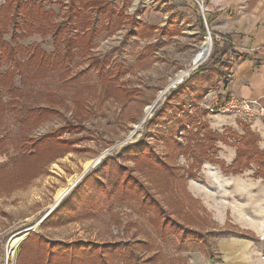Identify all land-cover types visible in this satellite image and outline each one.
Returning a JSON list of instances; mask_svg holds the SVG:
<instances>
[{"label":"rangeland","instance_id":"374dc122","mask_svg":"<svg viewBox=\"0 0 264 264\" xmlns=\"http://www.w3.org/2000/svg\"><path fill=\"white\" fill-rule=\"evenodd\" d=\"M21 1L0 10V264H264L260 114L207 108L231 62L196 2Z\"/></svg>","mask_w":264,"mask_h":264},{"label":"crops","instance_id":"0c3cea01","mask_svg":"<svg viewBox=\"0 0 264 264\" xmlns=\"http://www.w3.org/2000/svg\"><path fill=\"white\" fill-rule=\"evenodd\" d=\"M207 4V21L217 38L215 57L229 55L231 62L225 81L219 83V98L231 93L258 100L264 107V0H207ZM252 126L264 138V115L257 116Z\"/></svg>","mask_w":264,"mask_h":264},{"label":"built area","instance_id":"2783aa9c","mask_svg":"<svg viewBox=\"0 0 264 264\" xmlns=\"http://www.w3.org/2000/svg\"><path fill=\"white\" fill-rule=\"evenodd\" d=\"M199 8L201 17L207 24V12L208 7L204 5V0H194ZM209 35L211 32L209 30ZM176 86V85H175ZM207 108L211 112H229V113H243L248 115H253L258 113L264 115V107L261 105L260 101L253 99H245L237 97L231 93H228L226 98L222 100H216L212 105H208Z\"/></svg>","mask_w":264,"mask_h":264},{"label":"trees","instance_id":"16d2710c","mask_svg":"<svg viewBox=\"0 0 264 264\" xmlns=\"http://www.w3.org/2000/svg\"><path fill=\"white\" fill-rule=\"evenodd\" d=\"M12 0H5V3L4 4H2V5H0V10H4V8L6 7V6H8V5H11V4H13L14 2H16V6H15V10H18V8L21 6V0H16V1H14V2H12ZM3 12V11H2ZM2 12L0 13V38L2 37V34L5 32V30H6V26H4L3 24L5 23V21L2 19V17H3V15H2ZM202 30H205V28H204V26H202ZM165 31H167L166 30V28H164L163 29V32H165ZM69 44H70V42H68V45L66 44V47H69ZM8 44H5L4 43V41H0V47L1 48H4L5 46H7ZM0 48V49H1ZM15 49V48H14ZM13 48H12V51L11 50H3L4 51V54H5V56H7V57H9L8 59H10V60H12V59H14L15 58V56H16V54H17V52L14 50ZM40 50L41 49H38V47H35V66L37 67V64L38 65H40L38 62H37V60H36V57H37V53L39 52L40 53ZM39 58H40V63H41V66L42 65H44V64H46V61L49 59V58H47L46 56H40V54H39V56H38ZM0 58H1V55H0ZM2 59V58H1ZM22 67V66H21ZM17 68H19L20 69V66L19 67H17ZM188 83H190V81L188 82ZM9 86V88H13V85H8ZM185 86H186V84H185ZM16 87H14L13 89H15ZM16 90V89H15ZM50 108V107H49ZM45 110H47V108H39L38 110H36V108H35V112H37V116H40V115H42V112H45ZM35 114V113H34ZM209 140H211V141H213L214 140V138H209ZM30 154H34V153H30ZM32 158V157H31ZM1 169V168H0ZM11 176H10V172H5L4 174H0V183H2V181L3 180H5L6 179V181L10 178Z\"/></svg>","mask_w":264,"mask_h":264},{"label":"bare ground","instance_id":"6f19581e","mask_svg":"<svg viewBox=\"0 0 264 264\" xmlns=\"http://www.w3.org/2000/svg\"><path fill=\"white\" fill-rule=\"evenodd\" d=\"M212 47H213V40L211 38L210 35H208L206 37V40L203 42V45L201 47V49L199 50V52L195 55L194 59H193V63L194 65H199L200 63L204 62L207 57L210 55L211 51H212ZM98 161V159H95V160H90L88 161L86 164H85V168L86 169H89L91 168L92 166L95 165V163ZM78 177L75 176L73 178L70 179V188L72 186L75 185V183L78 181L77 179ZM67 190L66 188H62L58 191L57 195H56V199L57 201H59L66 193H67Z\"/></svg>","mask_w":264,"mask_h":264}]
</instances>
